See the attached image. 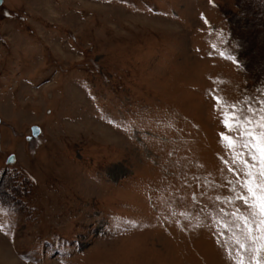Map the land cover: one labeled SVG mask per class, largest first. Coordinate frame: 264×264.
Returning a JSON list of instances; mask_svg holds the SVG:
<instances>
[{
    "label": "rangeland",
    "instance_id": "374dc122",
    "mask_svg": "<svg viewBox=\"0 0 264 264\" xmlns=\"http://www.w3.org/2000/svg\"><path fill=\"white\" fill-rule=\"evenodd\" d=\"M262 101L264 0H2L0 264H264Z\"/></svg>",
    "mask_w": 264,
    "mask_h": 264
},
{
    "label": "snow or ice",
    "instance_id": "6c2138e0",
    "mask_svg": "<svg viewBox=\"0 0 264 264\" xmlns=\"http://www.w3.org/2000/svg\"><path fill=\"white\" fill-rule=\"evenodd\" d=\"M217 103H220L221 98L216 97ZM225 103H227L225 101ZM264 103V101H262ZM229 114L225 113V124H229ZM232 116V122L235 125L237 122V117L235 113H231ZM259 128L261 131L259 132V136L257 137L256 132L254 130H247L244 131L242 134L248 137V142L244 145L245 147H251L252 149H255L256 152H258V159H259V165H260V171H259V183H255V177L254 174L249 171L247 178L244 180V185L247 188V192L250 194V197L253 201L252 204V217L253 220L255 219L257 215V209L258 214L261 217H264V114L260 116V122H259ZM221 136H223L226 140H229L233 147L235 146V141L232 137L225 136L224 133H221ZM254 158H257L254 156ZM243 164H245L249 169L254 167V165L250 164L246 159L241 161ZM239 195V194H238ZM244 200V202L247 204L249 201V195H244L240 197ZM245 221V227L248 226V218H244ZM260 224H264V219H261L259 221ZM251 230V229H249Z\"/></svg>",
    "mask_w": 264,
    "mask_h": 264
},
{
    "label": "water",
    "instance_id": "95a60500",
    "mask_svg": "<svg viewBox=\"0 0 264 264\" xmlns=\"http://www.w3.org/2000/svg\"><path fill=\"white\" fill-rule=\"evenodd\" d=\"M1 3H2V0H0V4ZM32 130H33L34 136H38V134L40 133V128L38 126H33ZM10 161H12V160H10Z\"/></svg>",
    "mask_w": 264,
    "mask_h": 264
},
{
    "label": "trees",
    "instance_id": "16d2710c",
    "mask_svg": "<svg viewBox=\"0 0 264 264\" xmlns=\"http://www.w3.org/2000/svg\"><path fill=\"white\" fill-rule=\"evenodd\" d=\"M263 107H264V105H263ZM237 118H238V116H237Z\"/></svg>",
    "mask_w": 264,
    "mask_h": 264
}]
</instances>
